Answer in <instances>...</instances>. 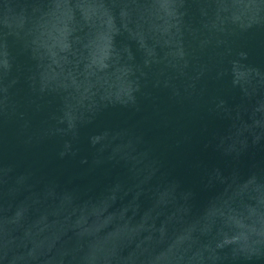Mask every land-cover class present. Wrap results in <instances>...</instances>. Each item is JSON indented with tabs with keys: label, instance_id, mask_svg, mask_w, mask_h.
<instances>
[{
	"label": "water",
	"instance_id": "95a60500",
	"mask_svg": "<svg viewBox=\"0 0 264 264\" xmlns=\"http://www.w3.org/2000/svg\"><path fill=\"white\" fill-rule=\"evenodd\" d=\"M0 264H264V0H0Z\"/></svg>",
	"mask_w": 264,
	"mask_h": 264
}]
</instances>
